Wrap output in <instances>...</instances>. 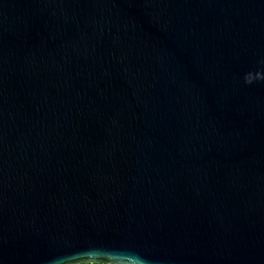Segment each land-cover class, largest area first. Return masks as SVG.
Returning a JSON list of instances; mask_svg holds the SVG:
<instances>
[{
    "label": "water",
    "instance_id": "95a60500",
    "mask_svg": "<svg viewBox=\"0 0 264 264\" xmlns=\"http://www.w3.org/2000/svg\"><path fill=\"white\" fill-rule=\"evenodd\" d=\"M264 264V0H0V264Z\"/></svg>",
    "mask_w": 264,
    "mask_h": 264
},
{
    "label": "trees",
    "instance_id": "16d2710c",
    "mask_svg": "<svg viewBox=\"0 0 264 264\" xmlns=\"http://www.w3.org/2000/svg\"><path fill=\"white\" fill-rule=\"evenodd\" d=\"M81 264H104V263H81Z\"/></svg>",
    "mask_w": 264,
    "mask_h": 264
}]
</instances>
